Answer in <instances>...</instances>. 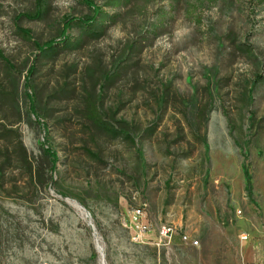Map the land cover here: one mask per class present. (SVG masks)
<instances>
[{"label": "rangeland", "instance_id": "374dc122", "mask_svg": "<svg viewBox=\"0 0 264 264\" xmlns=\"http://www.w3.org/2000/svg\"><path fill=\"white\" fill-rule=\"evenodd\" d=\"M94 1L108 12L102 36L75 24L31 76L46 135L25 100L34 42L92 10L46 0L42 19L18 20L35 0H0L14 67L0 56V91L19 85L23 111L17 122L0 100V160L13 157L0 174V264H264V0Z\"/></svg>", "mask_w": 264, "mask_h": 264}, {"label": "trees", "instance_id": "16d2710c", "mask_svg": "<svg viewBox=\"0 0 264 264\" xmlns=\"http://www.w3.org/2000/svg\"><path fill=\"white\" fill-rule=\"evenodd\" d=\"M84 3L91 8L92 13L90 15L84 17H74V16H66L64 20V26L62 29V35L59 38H51L44 42L35 41L34 44L37 49V54L33 60V64L28 69V75L25 80L24 88H25V100L28 103V111L33 115L35 121L38 125L42 126L45 134H48L47 120L46 115L43 116L39 111L38 105V96L37 92L34 89V86L31 83V76L37 68L38 59L44 58L48 55L53 54L57 51L58 45H70L72 37L70 35V30L74 27V25H79L86 33L89 34L92 38H99L102 36L105 27L101 25L100 18L108 17V12L103 10L101 6H98L94 0H83ZM45 3L46 0H35V9L33 11L24 12L18 15V20L21 18H26L28 20H40L43 18L45 13ZM108 6L114 7L113 4H109ZM24 35L29 36L31 31L29 29L19 28ZM0 56L5 60L8 68L10 70H14V67L9 63L7 59L4 58L2 52L0 51ZM19 89V85H13V88L9 90L0 91V100L3 102H12V108L14 109L15 117L17 122H21L23 119V111L19 106V100L17 99V91ZM46 109V108H45ZM100 109L98 106H90L89 112L93 116V119L97 125L102 128L111 129L113 124L100 114ZM49 112H47V115ZM1 126V125H0ZM5 129V128H4ZM113 129V128H112ZM115 133L121 132L122 134L128 135V131L123 127H117L113 130ZM4 130L0 128V138H4L5 134H3ZM17 155L19 158L28 159L27 149L24 146L21 136H17ZM47 156L49 157L52 168L56 167V163L59 159L57 152L50 146H48L45 150ZM12 154L8 153V151L3 155V158L0 160V174L4 170V167L12 161Z\"/></svg>", "mask_w": 264, "mask_h": 264}, {"label": "built area", "instance_id": "2783aa9c", "mask_svg": "<svg viewBox=\"0 0 264 264\" xmlns=\"http://www.w3.org/2000/svg\"><path fill=\"white\" fill-rule=\"evenodd\" d=\"M137 213L140 214V210H138ZM173 232H174V229L171 226L164 225V226L161 227V230H160L161 238H164V239H167L168 238V239H170L171 238V235L173 234ZM242 238L243 239H246L247 238V235L246 234H243L242 235Z\"/></svg>", "mask_w": 264, "mask_h": 264}, {"label": "bare ground", "instance_id": "6f19581e", "mask_svg": "<svg viewBox=\"0 0 264 264\" xmlns=\"http://www.w3.org/2000/svg\"><path fill=\"white\" fill-rule=\"evenodd\" d=\"M168 226V225H167Z\"/></svg>", "mask_w": 264, "mask_h": 264}]
</instances>
